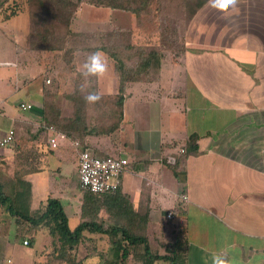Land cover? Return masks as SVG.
<instances>
[{
	"label": "crops",
	"instance_id": "crops-1",
	"mask_svg": "<svg viewBox=\"0 0 264 264\" xmlns=\"http://www.w3.org/2000/svg\"><path fill=\"white\" fill-rule=\"evenodd\" d=\"M85 5L77 11L71 24V31L77 35L68 46L75 45L77 49L70 61L62 51H47L38 58L29 49L28 9L22 10L28 16L27 27L15 23L3 32L8 37L21 39L12 48V58L16 53L32 55L38 71L29 83L27 78L24 86H18L16 80L20 79V70L26 63L5 59L9 50L5 45L0 52V69L16 68V84L12 86L16 94L21 89L28 95L39 94L34 100L19 94L12 106H6L7 101L0 99V116H9L10 128L16 122L32 124V137L17 139L15 148L31 149L41 160L37 164L43 166L35 168L29 157L24 160L28 165L24 166L15 152L8 155L7 146L0 149L3 151L0 181L4 186L9 182L11 188L19 179L28 181L33 211L44 208L49 198H59L74 229L82 220V192L70 197L71 188L61 183L63 189L58 187L47 197L40 194L42 175L51 176L48 173L51 161L60 175L64 174L65 164H70L72 177L80 186L82 150L89 148L98 155L128 158L130 164L122 175L120 191L128 197L133 210L147 220L145 233L154 254L165 255L171 249L181 248L186 264L196 263L192 261L193 256L201 258L200 264H212L213 254H223L231 264H264V0H238L235 11L229 9L223 13L207 0L189 21L183 53L161 47L163 38L154 26L156 18L139 19L122 10L123 25H117L111 21L116 9L105 15L107 20L103 15L89 18V14L108 7ZM84 11L87 14L80 16ZM20 13L0 10L1 29ZM158 21L160 24L161 20ZM77 23L84 24V29H77ZM110 30L129 31L131 43L147 51L161 48L156 49L161 52V59L158 66L152 67V77L145 75L126 83L121 121L115 131H99L97 119L89 114L85 126L88 133L77 132V137H72L61 131L65 136L57 147H52L46 137L48 125H43L41 142L33 131L37 123H44L45 94L53 96L56 105L63 109L62 116L66 117L73 116L75 107L81 103L71 98L76 86L84 88L87 94H100L101 99L93 104L96 109L91 112L113 105L121 85L115 60L98 49L107 58L109 72L101 79L85 77L83 65L91 53L80 51L82 42L88 40L97 46L93 35ZM136 59L134 55L130 65L135 66ZM35 79L40 82L32 89L36 91L29 93ZM22 102L32 103L34 108L24 110L20 107ZM5 111L10 114H4ZM7 130L5 127L0 136ZM182 148L186 151L181 152ZM170 156L175 157L174 162L169 161ZM11 190L7 193L11 194ZM183 193L188 195L187 201L181 199ZM169 212H175V217L168 218ZM72 217L76 219L74 227ZM109 218L104 209L98 214V221L104 220L105 226L110 224ZM9 220L15 226L13 217ZM109 239H100L97 245L99 250L102 244L100 251L108 255L111 253ZM9 244L0 239V264H8L3 260L2 251L14 245ZM77 251L80 264L100 263L96 255L100 252L88 255L84 242ZM81 252L85 255L79 258ZM139 252L144 253V245L139 246ZM145 261L143 256L132 254L126 264H145ZM154 264L171 263L157 260Z\"/></svg>",
	"mask_w": 264,
	"mask_h": 264
},
{
	"label": "trees",
	"instance_id": "trees-1",
	"mask_svg": "<svg viewBox=\"0 0 264 264\" xmlns=\"http://www.w3.org/2000/svg\"><path fill=\"white\" fill-rule=\"evenodd\" d=\"M185 1V4L189 3V0ZM195 1L192 13L186 18L187 23L207 0ZM83 2L128 11L139 19L144 12L141 9L142 6L151 5L149 0H29L31 31L28 46L36 57L38 55L42 57L47 51L56 53L62 51L66 60L73 59L74 51L77 48L75 45H68L72 43L77 34L71 32V24ZM143 9L145 10V7ZM129 36V31H100L93 35L97 39V46L92 45L88 40L81 44V52L92 53L101 49L115 60V69L121 85L120 93L115 97L113 105L110 104L109 109L100 108L96 113L91 112L96 107L86 101L87 91L76 86L71 98L81 101V103L75 107L73 116L66 117L62 116L63 109L56 105L53 96L47 93L43 98L44 125L52 126L58 132L63 131L72 137H74L73 135L77 137V132L82 134L89 132L85 126L87 125L86 115L90 114L97 119L99 131L113 132L119 127L121 121L119 115L122 113L126 83L140 79L145 75L152 77L154 72L151 69L158 66L161 59V52L157 51L161 49L160 47L147 51L142 46L133 45ZM161 47H167L164 45V40H162ZM134 55L137 57L136 65L132 66L129 62L134 60ZM10 129L15 131L16 140L32 137L30 133L32 124L27 122H16ZM46 137L48 139V135ZM192 147L197 149L195 145ZM23 187H26L24 193H22ZM30 188L28 181L19 179L18 183L11 188L14 190L13 196L16 195L13 199V196L6 192L4 184L0 181V209L7 211L13 217L17 231L16 239H22L23 242L28 241V245L31 247L35 245L39 232L49 230L48 235L55 239V249L52 253L54 258L53 260L50 258L49 264H80L78 258L71 256V252L78 250V246L82 242L85 243L88 255L100 252L96 255L102 258L108 257L106 251L101 252L102 248L98 250L97 247L98 240L108 237L110 238L111 251L113 250L115 256L121 261L108 260L99 264H126L132 254L146 258L145 264H154L157 260L169 261L171 264H186L187 258L181 248L171 249L165 255L154 254L151 251L145 233L147 220L133 210L128 197L122 194L120 187L114 192L103 194L85 191L81 208L82 220L74 229H71L69 225V216L59 198H49L42 209L34 211L30 207L24 209L27 202L20 208L16 203L30 201ZM102 209L109 214L110 224L108 226H105L104 222L98 221V214ZM120 233L122 238L118 239L116 236ZM141 244L144 245V253L139 252Z\"/></svg>",
	"mask_w": 264,
	"mask_h": 264
},
{
	"label": "rangeland",
	"instance_id": "rangeland-1",
	"mask_svg": "<svg viewBox=\"0 0 264 264\" xmlns=\"http://www.w3.org/2000/svg\"><path fill=\"white\" fill-rule=\"evenodd\" d=\"M149 2L151 3V5L142 6L143 8L145 7V10L139 7L142 9V11H144L142 12V15L140 18L142 17L156 18L157 23L154 26L156 28L158 35H161V38H163L164 45L167 46L165 50H172L175 53L177 52L183 53L186 49L185 39H186L187 29L189 27V21L187 23L186 18L190 16V13H192L194 9V5L196 4V1L189 0V3L187 4H185L186 2L185 0H149ZM85 3L86 2H83L80 5L79 9L83 6H86ZM24 9L29 10V0H0V10H2L3 13H7V12L13 13L14 11L17 13L18 11H21L18 17L13 18V21L6 22L3 29H1L0 27V52H2L4 49L2 45H5L6 49L7 47L9 49L8 57H6L5 59L16 60L18 63L23 64V65L24 63H26L25 66L20 70V75H21L20 79L16 80L18 83V86L20 85L24 86L25 85L24 80H26L27 78H29V81H28L29 83L31 81V78L37 76L38 68L36 66L35 60L32 59L33 56L27 53H23V54L16 53L14 58H12V55H13L12 48H14L16 44L21 43V39L19 36L16 39L12 38L11 36L8 37L3 32L8 31V29H10L11 26L16 25L15 23H20V26H24L26 24V27H27L28 16L24 12H22V10L24 11ZM113 11L116 12L115 13L116 15L114 19H112L111 21L117 25H123L124 12L122 10H117V9ZM111 12H112V9L102 8L99 11H96V14H89L92 16V17L89 16V18H96L95 15L97 16L103 15L104 19L107 20L106 19L107 16L105 15H107V13L111 14ZM89 13H90V10H89ZM86 14L87 13L84 11L80 13V16H85ZM158 19L161 20L160 24L158 23L159 22ZM84 27H85L84 24L83 25L81 23L76 24L77 29L80 28L82 30L84 29ZM71 32L74 33L73 31ZM11 42L14 44L11 45ZM63 68H65V66ZM15 76H16V68L14 67L12 68L9 66L6 69L4 68L0 69V99L7 101L5 102L6 106H12L14 103V100L20 95L25 96V99L33 98L32 100H34L36 98L34 96L37 93L39 94V92H35L36 90H32V89L33 87L39 84L40 79L38 80L35 79L34 83L31 86H29L30 89L28 92L29 93L35 92V93L28 95V93L26 94L21 89L20 93L16 94L15 88L12 89V86L16 84ZM27 90H28V84L25 87L26 92ZM4 114H10V112L5 111ZM0 118H1L0 119V132H3L5 127L6 129L9 130L11 126L10 124L9 125L7 124V122L10 121L9 116L3 115V116H0ZM44 124L45 123H43L42 121L37 123L33 131V134L36 133L37 135H39V138L42 140L41 142H43V137H44V126H43ZM22 142L23 141H21L20 144H22ZM17 143H19V140L18 142L17 140H15L14 143H12L10 146L7 147L8 155L9 154L11 155L13 152H15V154L18 155V157H20L21 162L24 166L28 165V164H25L26 162H24V160H26L28 157H29V160H31V162L33 163L32 166H35V168H37L38 166L39 167L43 166L42 164H37L41 160L40 158H37L34 152L33 153L30 152L31 149L28 151L27 149H23V148L22 149L21 148L18 149V147L15 148L17 146ZM40 145L43 146L42 144H39V146ZM2 155H3V151L0 150V157H2ZM49 158L52 160L55 159L53 156H49ZM22 164H20V166H22ZM15 169L16 170L19 169V164H18V167H15ZM48 173L51 174L50 178L45 177L46 174L42 175L41 184L40 186L38 185L39 190L41 192L40 194H43L44 197H47L48 194H50L52 191H55L58 187H60L59 190L63 189V187H61V183H63V185L64 184L67 185L69 190L71 188L73 195L71 194L72 193L71 192L70 197L75 196V193H79V192H82V194L85 193V191L82 190L81 186H79V182H77L78 180L73 179L72 166L70 164L68 163L65 164L64 174L60 175L59 169L55 166V163L51 161V166L49 167ZM21 177H23V175H21ZM5 188H6V192L10 191L11 184L8 182ZM13 191L14 190L11 191V196H13ZM24 191H26V187H23L22 193H24ZM14 197H16V195L13 196L12 198L15 199ZM26 202H27V206L24 207V209L28 207L32 209V206H31L32 200L23 201L22 203H19V202L17 203L15 202V203L19 205L20 208H22L26 204ZM40 204H41L40 206L42 207V203ZM76 204H78V208H79L80 203L78 202ZM10 217L11 215L7 211L0 209V221H2L0 224V227L1 225H3V227L0 228L1 229L0 239L4 241V244L5 243L14 244L13 246H11L10 249L4 248V250L2 251V257H3L4 262L6 261L8 262V264H33V262H35L36 264H49L48 262L50 258L52 260L54 258L52 253L54 252V249H55V244H54L55 239L48 235L49 230L44 231V233L39 232L37 234V241L35 245L31 247L30 245L25 244L22 241V239H18V240L16 239V232H17L16 227L14 226V223L13 225L9 224ZM71 220H72L71 221L72 226L74 227L76 219L72 217ZM102 222L107 224L104 220H102ZM116 237L118 239H121L122 234L120 233ZM102 246L103 245L101 244L100 248H102ZM83 255H85V252L83 253L81 252L79 258H82ZM71 256L74 258H77L78 251L77 250L72 251ZM98 259L100 260V262L102 261L106 262L108 260L118 261V262L121 261L120 258H117L115 256V254L113 253V250L111 251L110 255H108V257L107 256L103 258L99 257ZM192 261L196 262L195 264H200L201 258L199 256H193Z\"/></svg>",
	"mask_w": 264,
	"mask_h": 264
},
{
	"label": "built area",
	"instance_id": "built-area-1",
	"mask_svg": "<svg viewBox=\"0 0 264 264\" xmlns=\"http://www.w3.org/2000/svg\"><path fill=\"white\" fill-rule=\"evenodd\" d=\"M1 63V62H0ZM20 107L24 110H32V103L22 102ZM48 141L52 147L59 145V140L65 135L58 132L52 126H48ZM15 131L9 129L4 135L0 136V148H5L15 142ZM79 144V142H77ZM186 149H181L185 152ZM169 161L174 162L175 157L170 156ZM130 163L128 158L117 157L115 155H98L89 148H86L80 153L79 162V181L83 191L94 194H103L106 192H114L121 185V178ZM184 201L188 200V195L183 193L180 195ZM168 218H174L175 212H169ZM28 244V241L24 242Z\"/></svg>",
	"mask_w": 264,
	"mask_h": 264
},
{
	"label": "clouds",
	"instance_id": "clouds-1",
	"mask_svg": "<svg viewBox=\"0 0 264 264\" xmlns=\"http://www.w3.org/2000/svg\"><path fill=\"white\" fill-rule=\"evenodd\" d=\"M211 6L220 12H226L229 9L236 10L238 0H210ZM85 77H96L98 79L104 78L109 72V65L105 54L102 51H96L88 56L84 63ZM90 104H95L100 101L99 93L92 92L85 97ZM212 264H231V262L223 254H213Z\"/></svg>",
	"mask_w": 264,
	"mask_h": 264
}]
</instances>
